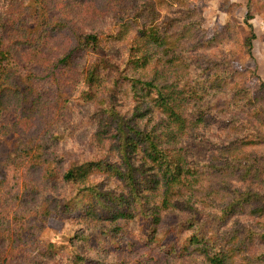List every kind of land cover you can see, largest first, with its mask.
Wrapping results in <instances>:
<instances>
[{
    "label": "trees",
    "instance_id": "16d2710c",
    "mask_svg": "<svg viewBox=\"0 0 264 264\" xmlns=\"http://www.w3.org/2000/svg\"><path fill=\"white\" fill-rule=\"evenodd\" d=\"M140 1H5L8 5L0 11V113L15 117L3 122L0 131L4 137L16 134L17 138L9 150L0 144V172L12 178L7 189L6 178L0 180V201L3 196L8 200L6 205L0 202V244L10 247L9 253L17 248L41 250L47 260L58 264H132L125 258L95 260L91 251L97 250V256L120 250L129 255L135 248L155 249V254L168 259L199 253L210 264H264V220L258 225L228 226L237 215L264 217V193L254 186L229 187L226 196L198 198L187 206L192 215L184 218L174 214L168 221L166 215L177 204L175 188L190 176L199 192L201 177L219 173L235 176L240 172V178L254 184L261 180L264 171L258 155L241 151L264 142V135L248 121L221 114L257 116L264 83L254 93L245 82L247 69L237 68L231 59L207 54V49L224 39V33L231 32V23L209 37L195 11L187 8L186 17L160 23L156 0ZM88 12L89 16L108 15L110 25L102 30L85 27L81 17ZM251 19L249 0L250 34L245 40L249 53L257 38ZM123 24L139 37L168 48L175 71L171 82L131 71L127 65L143 56L132 54L122 65L109 61L105 45L117 38L116 28ZM59 37L67 39L69 46L49 56L45 48ZM81 57L83 64L78 62ZM129 85L134 96L150 99L174 122L176 142L169 144L155 128H141L121 113L119 104ZM74 101L96 106L89 118L97 125L96 136L117 143L123 163L111 161L106 153L89 159L67 157L61 146L81 127L73 121ZM216 118L231 133V140L211 155V162L190 158L187 150L198 140L199 130H210ZM139 151L157 171L140 159ZM195 165L212 170L201 175L194 172ZM35 173L41 176L39 183ZM97 174L114 177L121 186L108 187ZM206 201L210 205H203ZM49 218L78 226L68 244L41 239ZM169 222L176 233L164 232ZM132 223H137L138 231L128 226Z\"/></svg>",
    "mask_w": 264,
    "mask_h": 264
},
{
    "label": "rangeland",
    "instance_id": "374dc122",
    "mask_svg": "<svg viewBox=\"0 0 264 264\" xmlns=\"http://www.w3.org/2000/svg\"><path fill=\"white\" fill-rule=\"evenodd\" d=\"M5 1L6 0H0V11H3L4 7L8 5ZM186 1L187 2L184 3V5H171L163 0H156L157 9L160 12V23L171 22L173 18L178 16L186 17L188 14V11L186 10L187 8L201 15V20L203 21L202 27L205 29L206 34L209 37L214 36L217 30L222 29L226 24L231 23L233 25L231 32L224 33V39L216 43V46L207 49L206 52L215 57L231 59L234 66L241 70L247 69L249 72H247L244 77L246 85L254 91V93L258 92L261 83H264V0H251L253 19H251L250 22L253 24L254 32L257 35V38L253 41V49L251 53L248 52L247 47L245 46V40L250 34L249 26L246 23L249 0ZM141 3H143V0L140 1V4ZM95 8H92V10L97 11ZM81 21L85 27L91 30L107 29L111 23L109 16L101 14L100 12H97L96 14L91 13L90 16L89 12L83 13ZM116 30L117 38L107 40L109 43L105 45L107 48L104 51V54L108 56L109 61L113 65L126 64L128 57L132 54L136 57L143 56L144 58L136 59L127 65L137 76L147 79L157 78L158 81L161 80L164 82H171L174 79L175 71L172 59L170 58L172 56L168 54L167 47L151 43L150 40L145 37H139L136 31L128 30V25L124 26L123 24L120 27L117 26ZM61 39V37L55 39V42L50 43L53 45L45 48V52L49 56L59 54V48L61 46L64 47L65 44L69 46V41L67 39ZM80 61L82 64L84 63L83 57L79 58L78 62ZM79 89L73 94L74 97L78 95ZM126 91L127 93L122 96L123 99H121L119 104V110H121V113L141 128H155V130L160 133L169 144L176 142L178 136L175 138V133H177V130L174 122L168 117V115H166L150 99L134 96L131 92L132 87L130 85L127 87ZM73 104L75 105L74 107H76L74 110L75 115L73 121L77 123L79 121L81 127L78 128L72 138L61 146V148L63 147L67 151V157L70 159L79 157L89 159L106 153L111 161L123 163L120 153L117 150V143L108 138H98L96 136L97 125L89 120L91 115L96 111V106L90 105V103L86 105L77 104L75 101ZM221 116L226 118L237 117L243 119L242 121H248L252 123V126L256 131H260L261 134L264 135V99L259 100L257 116L253 114L244 115L240 112H238L237 116L234 114H221ZM14 117V113H12L10 118L7 117V115L0 113V125L8 119H10V121L13 120ZM215 121L217 122H213L214 125L210 130L207 128L199 130L197 135L199 137L198 140L187 150V155L190 158H201V160L211 162V155L214 152H219V148H221L223 144L229 143V140H231V133L223 128V124H221L217 118ZM16 138V134H12L10 137H4L0 131V144L4 145V148L7 150L14 145ZM179 147L180 145L176 148L178 152ZM245 153L258 155L260 161L259 168L264 171V142L244 147L241 154ZM138 156L142 161H147L148 165H151L155 169L153 171L158 170L156 165L150 164L147 156L144 155L142 151H139ZM195 168L196 170H194V172H198L201 175L207 174L212 170L210 167H200L198 165H195ZM1 173L2 172H0V180L6 178L4 186L6 189L10 188L12 186L9 185L12 179L10 177L11 175L7 172V177H5L3 173ZM94 176L97 177L98 180L104 182L108 187L115 188L121 186V182L118 179L109 177L106 174H97ZM34 177L35 183H39L42 180L38 173H35ZM160 177L162 179L161 175ZM240 177H242L240 172H238V174L236 172L235 176H225L219 173L217 176L209 175L208 179L201 177L200 183L202 184L200 188H202V190L200 192L198 191V186L195 185V179L192 176L188 177L185 182L175 188L173 200L176 201L177 204H174L171 207L173 210L166 214L168 221H172V216L174 214L180 215L181 218H184L189 214L192 215L187 207L189 203H191L189 205L195 204L198 198H202L204 201L211 196H226L229 187L245 189L254 186L255 189H259V191L264 193V174L262 178H260L261 180L256 184H254V182L250 183L249 181H244ZM21 185L22 188L25 189V182ZM58 190H60V188L56 189V191ZM163 191L164 188L161 183L159 186V192L163 193ZM38 200L40 199L38 198ZM208 201L203 203V205ZM0 202L3 205L8 204V200L5 196L2 197ZM207 204L210 205V202ZM262 220H264V217H255L247 213L245 215L234 216L229 221L228 226H232L236 222L258 225L259 221ZM128 226L132 227L134 231L139 230L137 223L128 224ZM172 226L173 224L169 222V224L166 225L164 232L167 231L166 229L174 230ZM77 228L78 226L73 224V222H67L57 218H49L46 222V228L42 233L41 239L46 242L51 241L68 244L70 236L75 233ZM174 233H176L175 230ZM135 234H138V232ZM262 247L263 246H258L256 248L259 249ZM0 250H3L2 252H4L1 253L2 257L0 264H58L56 260H47L44 252L41 250L28 249L25 251L17 248L14 252L9 253L11 248L8 246L3 248V244H0ZM91 254L95 260L101 259L102 261H106L109 259L125 258L132 264H210L205 257L199 253H193L191 256H187L183 259H168L166 255L155 254V249L150 248H135L128 253L129 255L122 250L115 252L112 255L105 254L97 256V254H99L97 250L91 251Z\"/></svg>",
    "mask_w": 264,
    "mask_h": 264
}]
</instances>
